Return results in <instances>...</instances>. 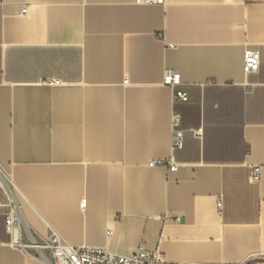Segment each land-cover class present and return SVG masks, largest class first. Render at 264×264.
I'll list each match as a JSON object with an SVG mask.
<instances>
[{
	"label": "crops",
	"instance_id": "crops-1",
	"mask_svg": "<svg viewBox=\"0 0 264 264\" xmlns=\"http://www.w3.org/2000/svg\"><path fill=\"white\" fill-rule=\"evenodd\" d=\"M247 48L260 56L254 73ZM170 159L176 170L151 165ZM254 166L264 0H0V169L37 238L52 229L124 256L142 245L164 264L249 261L264 255ZM6 211L0 264H45L12 244Z\"/></svg>",
	"mask_w": 264,
	"mask_h": 264
},
{
	"label": "built area",
	"instance_id": "built-area-1",
	"mask_svg": "<svg viewBox=\"0 0 264 264\" xmlns=\"http://www.w3.org/2000/svg\"><path fill=\"white\" fill-rule=\"evenodd\" d=\"M139 2L161 3L163 0H138ZM260 56L256 49L247 48L244 54L243 69L245 73H254L258 70ZM168 83L172 88L177 84L176 74L173 71L168 72ZM174 98L177 101L186 102L188 96L184 91H176ZM179 125V115L172 117V126L174 133L172 135V144L174 147H182V131L177 127ZM164 164L170 170H176L177 164L170 159L169 161H153L151 165ZM263 166H254L252 168L251 179L259 177ZM0 182L4 185L6 194L9 198L7 205L0 202V211L6 206L5 212L6 231L11 235L12 244L24 252L33 251L45 264H164L162 255L158 250L150 251L142 245L135 253L129 256L118 255L110 252L104 247L81 246L73 247L66 244L61 237L52 229L45 238H37L32 228L25 219L20 204L11 191V181L0 169ZM85 199L81 201L82 208L85 207ZM218 213H222V200L218 198L216 202ZM241 263L225 264H246Z\"/></svg>",
	"mask_w": 264,
	"mask_h": 264
},
{
	"label": "rangeland",
	"instance_id": "rangeland-1",
	"mask_svg": "<svg viewBox=\"0 0 264 264\" xmlns=\"http://www.w3.org/2000/svg\"><path fill=\"white\" fill-rule=\"evenodd\" d=\"M246 264H264V255L250 259Z\"/></svg>",
	"mask_w": 264,
	"mask_h": 264
}]
</instances>
